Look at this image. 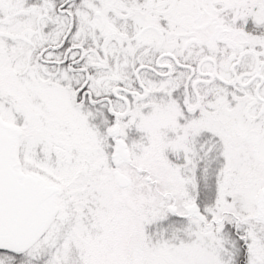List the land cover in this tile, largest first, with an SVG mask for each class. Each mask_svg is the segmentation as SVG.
<instances>
[{
  "label": "snow or ice",
  "instance_id": "obj_1",
  "mask_svg": "<svg viewBox=\"0 0 264 264\" xmlns=\"http://www.w3.org/2000/svg\"><path fill=\"white\" fill-rule=\"evenodd\" d=\"M0 264H264V0H0Z\"/></svg>",
  "mask_w": 264,
  "mask_h": 264
}]
</instances>
